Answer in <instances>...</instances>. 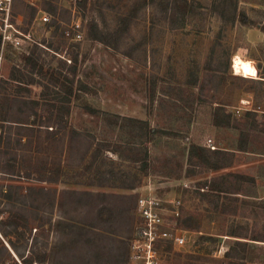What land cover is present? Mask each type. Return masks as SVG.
Listing matches in <instances>:
<instances>
[{
    "label": "rangeland",
    "instance_id": "obj_1",
    "mask_svg": "<svg viewBox=\"0 0 264 264\" xmlns=\"http://www.w3.org/2000/svg\"><path fill=\"white\" fill-rule=\"evenodd\" d=\"M47 1L18 0L14 9L19 27L46 47L34 44L29 53L43 72L13 52L0 77V135L9 148L5 158L16 167V175L0 172V190L11 196L0 195V206H50L54 198L51 211L40 209L29 221L24 253H50L45 263L32 264H77L84 256L93 262L114 239L128 249L136 199L145 192L173 202L164 203V218L186 230L185 246H159L162 264H264V0H235L251 24L225 22L217 0H187L185 12L173 10L172 0H49L54 12ZM43 12L50 18L45 24ZM91 19L122 33L110 45L93 40ZM234 56L245 61L244 76L234 73ZM64 97L70 101L59 110ZM216 106L230 114L229 126L213 124ZM88 107L145 120L155 132L146 137L112 125ZM207 138L225 150L226 168L189 163V144L211 149ZM144 147L145 170L137 160ZM28 187L46 193L23 196ZM99 204L115 214L102 229L90 207ZM174 206L178 218L169 211ZM187 216L196 229L178 224ZM77 225L86 229L79 240ZM103 230L107 238L98 235ZM4 243L11 253L3 254L4 264H13L19 258ZM231 248L239 257L225 256Z\"/></svg>",
    "mask_w": 264,
    "mask_h": 264
},
{
    "label": "trees",
    "instance_id": "obj_2",
    "mask_svg": "<svg viewBox=\"0 0 264 264\" xmlns=\"http://www.w3.org/2000/svg\"><path fill=\"white\" fill-rule=\"evenodd\" d=\"M173 2V7L172 9L175 10L176 8H181L183 12L186 11L187 8V0H172ZM47 10L50 12H54L55 6L51 1H47ZM30 7V6H29ZM215 9L218 11L220 17L228 23H235L236 21H240L243 24H248L252 23L251 20L247 17L245 12L243 11H238L237 6H236V1L235 0H217L216 3L214 4ZM32 10H34L33 7H31ZM126 18L121 17V21L123 22L122 24L125 23ZM122 33L121 29H115L113 31H106L102 30L97 22L94 19H91L88 22V36L96 41H99L103 44L110 45V37H118ZM25 61L29 64H31L33 67H38L39 72H43V66L38 65L36 60L32 57V55H26ZM47 72H44L46 74ZM52 76V75H51ZM59 81V80H57ZM60 84L63 85V82L59 81ZM68 94H71V87H67ZM69 102L70 98L69 97H64V99L60 100L62 104L58 105V109H62L63 106V101ZM38 100H30L32 103H37ZM89 111L95 114H101L103 117L108 120L112 125L118 124L119 127H129L131 130L139 129L140 134L144 135L146 137H149L151 134L155 132L154 128L149 127L147 121L131 117V116H122L119 114H113L109 113L106 111H101L97 110L95 108L88 107ZM60 113V111H59ZM247 114H251L249 111L246 112ZM213 116V124L215 126L219 127H225L230 125V114L228 112H225V109L223 106H216L214 109V112L212 114ZM2 122L8 121L4 116L1 119ZM73 132V128H71ZM76 133V132H75ZM6 143V140L4 139V136L0 135V172L2 173H7L11 175H16V167L14 164L10 163L9 158H5V155L7 152L6 146L4 145ZM129 144L136 145L135 143L131 142ZM239 150H244V146L240 144ZM142 151V158H139L137 160L141 161V169L145 170L148 166L147 158H148V151L147 148H141ZM96 151V150H94ZM92 152V155H94L95 152ZM225 150H222L220 148H215V149H207L199 144H196L194 142H191L189 144V149H188V161L189 163H192L194 165H199V166H204L208 169L211 170H219L226 168L228 166V163L226 162L225 159ZM15 161V158L12 159ZM135 160V159H134ZM239 178H244V179H251L248 176L245 175H239L235 174ZM128 189H133L135 186L134 184H128L124 186ZM210 189H215L214 186ZM33 192H42L46 193L43 188L41 189H36L34 187H28L25 194L23 191L21 194L24 196H29ZM84 195L87 196H97L98 198L102 197V193L97 192L96 194H93L92 192H84ZM0 195L7 200L11 199L10 196V189L6 190H0ZM33 201V200H32ZM54 203V198L50 200V206H0V264H4V257L3 254L7 252V254L11 255L9 252L7 246L5 245V241L9 245V247L13 250V252L17 255L19 260L12 258L13 259V264H32L34 261L38 263H45L48 258L50 257V253H44L40 254L38 252H29L31 254H25L24 250L27 244V238L30 237L31 229L32 227L30 226V220H36L37 217L36 215L38 214V211L49 209L50 211L53 209L54 206H52ZM91 208H94L93 210L95 211V219H96V225H99V227H103L104 224H110L114 217V208L110 206H106L105 204H99L95 206H90ZM125 212L126 214L129 212V208L124 209L121 214ZM31 214V215H30ZM179 225H182L186 228H191V229H196L197 224L194 221V219L191 216H187L183 219H178L177 220ZM41 225V224H40ZM73 224H69L68 226H72ZM93 224H90L92 226ZM95 225V224H94ZM79 231H78V240L80 237L85 236V227L84 226H76ZM94 227V226H93ZM97 227V228H99ZM100 229V228H99ZM109 229V228H108ZM107 230H103V232H97L98 235L100 234L102 238H107ZM110 232V231H109ZM233 233H237L236 231ZM232 236L236 237H241L238 234H231ZM247 238V237H244ZM33 239V238H32ZM251 240H259L258 238H250ZM22 240L21 246L17 245V241ZM90 238L84 239V242L86 245H90L91 241ZM113 240V238H112ZM119 242L120 244L117 246L115 243ZM77 242V241H76ZM246 241H240L236 240L235 244L236 246L239 245H246ZM108 246H105L106 249L104 251L106 252L105 254H101L100 252L95 254L94 261L91 262V260L84 256V257H79V262L77 264H124V262L127 259V246L124 244V242L120 240H113ZM20 247H23L21 250ZM169 247V245H167ZM116 252V253H115ZM107 255V256H106ZM106 256V257H105ZM226 257H239V254H234V249L231 248L225 252Z\"/></svg>",
    "mask_w": 264,
    "mask_h": 264
},
{
    "label": "built area",
    "instance_id": "obj_3",
    "mask_svg": "<svg viewBox=\"0 0 264 264\" xmlns=\"http://www.w3.org/2000/svg\"><path fill=\"white\" fill-rule=\"evenodd\" d=\"M17 1L0 0V77L10 53L29 55L34 44L41 45L35 40L30 29L24 31L19 27L18 17L14 10ZM26 1L30 4L34 3L33 0ZM49 21L50 18L45 12L39 16V23L45 24ZM67 34L68 31H66ZM76 37V39H80V32H77ZM205 145L215 149L210 138L206 139ZM182 185L188 187L186 183ZM164 203L173 202L151 192L140 193L137 196L135 221L128 241L126 264H162L159 257V246L161 244L165 243L172 248L186 245V230L176 227L174 224L171 225L170 221H166L164 218V215H166V213L164 214ZM169 211L172 217H179L178 206H174Z\"/></svg>",
    "mask_w": 264,
    "mask_h": 264
},
{
    "label": "bare ground",
    "instance_id": "obj_4",
    "mask_svg": "<svg viewBox=\"0 0 264 264\" xmlns=\"http://www.w3.org/2000/svg\"><path fill=\"white\" fill-rule=\"evenodd\" d=\"M244 67L245 61L242 58H240L239 56H234L232 58V68L236 75L244 76Z\"/></svg>",
    "mask_w": 264,
    "mask_h": 264
},
{
    "label": "crops",
    "instance_id": "obj_5",
    "mask_svg": "<svg viewBox=\"0 0 264 264\" xmlns=\"http://www.w3.org/2000/svg\"><path fill=\"white\" fill-rule=\"evenodd\" d=\"M246 61H247V60H246ZM248 63H249V65H250V60L248 61ZM246 64H247V63H246ZM245 71H246V73H247V71H248V75H247V77H248L249 74H250V73H249L250 69H246V68H245Z\"/></svg>",
    "mask_w": 264,
    "mask_h": 264
},
{
    "label": "clouds",
    "instance_id": "obj_6",
    "mask_svg": "<svg viewBox=\"0 0 264 264\" xmlns=\"http://www.w3.org/2000/svg\"><path fill=\"white\" fill-rule=\"evenodd\" d=\"M251 63V62H250Z\"/></svg>",
    "mask_w": 264,
    "mask_h": 264
}]
</instances>
